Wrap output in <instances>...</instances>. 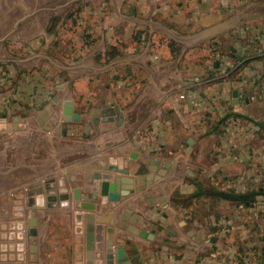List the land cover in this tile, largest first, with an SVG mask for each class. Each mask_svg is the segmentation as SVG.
Instances as JSON below:
<instances>
[{"label":"crops","instance_id":"obj_1","mask_svg":"<svg viewBox=\"0 0 264 264\" xmlns=\"http://www.w3.org/2000/svg\"><path fill=\"white\" fill-rule=\"evenodd\" d=\"M263 45V0H0V264H109V229L131 264H264ZM237 121L254 147L245 130L232 147ZM124 159L130 174L111 173ZM197 183L259 194L190 202Z\"/></svg>","mask_w":264,"mask_h":264},{"label":"water","instance_id":"obj_2","mask_svg":"<svg viewBox=\"0 0 264 264\" xmlns=\"http://www.w3.org/2000/svg\"><path fill=\"white\" fill-rule=\"evenodd\" d=\"M249 18V17H248ZM235 98L238 97V93L235 92L234 93ZM73 106L74 104L72 102H67L65 107V117L64 119L66 121H79L81 118L79 115H76L73 113ZM96 114H100V111H96ZM128 159H124L123 161V165L120 166V168H116V167H112L110 168L111 173H119L121 175H125L128 176L130 174V170H129V164H128ZM97 179H101V177H98ZM105 180H109L110 177L107 176L104 178ZM130 180L128 179H123V178H119L116 179L115 181H113L112 183H109L108 181H105L102 184V192H101V196H102V204L103 205H108L109 203H119L121 202L122 199V194L118 193L117 190L119 189V186H121L122 183H125ZM75 199L80 201L81 199V191L76 190L75 191ZM167 201V199L163 198L161 199L159 202L160 203H165ZM83 208V205H80L79 203H76L75 208L77 209V211H80V208ZM86 209V208H83ZM79 217H81L80 215L77 216V218L79 219ZM98 221L99 223L101 222L100 219H97L96 216L94 214L89 213L87 215V226H88V235L87 239L88 241H92L91 240V232H93V223L95 221ZM30 235H35L37 233V231L35 229H33L31 227L30 231H29ZM141 237L143 238H149V235H147L146 233H142ZM108 247L113 249L110 250L109 255H108V260H109V264H114L115 262L117 264H131L130 258L125 250L124 247L122 246H118L116 245V241H115V231L113 229H109L108 230V243H107ZM88 249H91L92 247V243L88 242Z\"/></svg>","mask_w":264,"mask_h":264},{"label":"rangeland","instance_id":"obj_3","mask_svg":"<svg viewBox=\"0 0 264 264\" xmlns=\"http://www.w3.org/2000/svg\"><path fill=\"white\" fill-rule=\"evenodd\" d=\"M45 1V0H44ZM260 1H262V0H239V2H240V4L241 5H243V6H245V5H247V3H249V4H251V3H254V2H260ZM264 1V0H263ZM47 2V1H46ZM253 13L254 12H257L256 10H253L252 11ZM259 12V11H258ZM66 15H68L69 16V18L71 19V24L72 25H74V23H75V19H74V16H77L78 14L77 13H73V14H71L69 11H67V12H64L61 16H66ZM67 29H71V31H73V28L71 27V25H69L68 26V28ZM78 31L79 30H77V31H75V33L73 34V35H71V37L72 38H76V32L78 33ZM48 34V33H47ZM123 34H119V36H122ZM46 34L44 35V33L43 34H41L39 37L40 38H44V40H46ZM41 40H43V39H41ZM50 43V42H49ZM45 45V44H44ZM44 45L41 47V49H39V51L40 50H44ZM206 47V46H205ZM9 53H10V48H9ZM49 53L47 52V50H44V52H43V55H45V56H47ZM202 55H208L207 53L206 54H202ZM206 56H200L199 57V60H200V58H201V60L202 59H204ZM46 62V61H45ZM27 77V76H26ZM22 78V81H23V83H25V84H35V83H33L34 81H33V79L35 78L33 75H31V76H29V77H27V78ZM34 77V78H33ZM198 79H201L200 77H197ZM35 80L36 81H38V84L40 85V89H41V91H44V90H46L47 89V87H48V85H50V84H52V78H49L48 76H45V78L44 77H41V80H37L36 78H35ZM45 93H46V91H45ZM42 95H43V93H42ZM46 96V99L48 98H50V96L51 95H49V97H47L48 96V94H46L45 95ZM243 123H239L238 121L237 122H235V123H231L230 124V126H229V132H232V137H233V139L231 140L232 141V147L233 148H240V147H243L244 146V144L241 142V140H240V134L241 135H243V131L245 130L246 131V133L249 135V137H251V141L250 140H248V142H247V144H248V146H251V147H254L253 145H255V136L253 135L254 134V130L253 129H251L250 127H248V129L246 130V128H245V126L243 127ZM234 135H236V138H234ZM246 144V145H247ZM48 156H46V155H44L43 153H41V154H39L38 155V160H42L43 158H47ZM6 159V158H5ZM4 159V160H5ZM8 160V159H7ZM261 190V189H260ZM262 190H264V187L262 188ZM61 227V226H60ZM55 228V231L53 232L54 234H53V238L55 237V242H57V243H64V242H66L67 243V236H66V232L65 231H63L62 230V228ZM83 240H84V236L82 235H78V234H75V231H74V239H73V244L74 245H77V246H80L82 243H83ZM67 251V250H66ZM65 257H68L67 256V254L66 255H64Z\"/></svg>","mask_w":264,"mask_h":264},{"label":"trees","instance_id":"obj_4","mask_svg":"<svg viewBox=\"0 0 264 264\" xmlns=\"http://www.w3.org/2000/svg\"><path fill=\"white\" fill-rule=\"evenodd\" d=\"M242 66L236 67L234 70H231L230 76H233L235 74H238L241 70ZM232 116H228L227 119L222 120L217 127H215V130H217L222 124L226 122L229 118ZM236 117H239L236 116ZM197 190L194 194L187 197L188 201L192 200H201V199H212L214 201H235L237 203H240L244 206H250L252 202H254L255 197L259 194L256 192H248L245 194H239L235 191H223L222 189L215 187V186H206L202 183H197L196 185ZM260 194L264 195V190L261 189L259 191Z\"/></svg>","mask_w":264,"mask_h":264},{"label":"bare ground","instance_id":"obj_5","mask_svg":"<svg viewBox=\"0 0 264 264\" xmlns=\"http://www.w3.org/2000/svg\"><path fill=\"white\" fill-rule=\"evenodd\" d=\"M109 212V211H108ZM98 222L97 221H95L92 225H93V232H91V240H94L95 241V244H94V248H96V245H97V242H96V230H97V226H96V224H97ZM103 223V222H102ZM105 223H103V225H104ZM100 230H102V229H100ZM99 233V232H98ZM95 236V237H94ZM101 238H102V236H100V240H101ZM101 243H103L104 244V248H105V238H103V241L101 242ZM91 249H93V245H92V247H91ZM93 255V254H92Z\"/></svg>","mask_w":264,"mask_h":264},{"label":"built area","instance_id":"obj_6","mask_svg":"<svg viewBox=\"0 0 264 264\" xmlns=\"http://www.w3.org/2000/svg\"><path fill=\"white\" fill-rule=\"evenodd\" d=\"M258 54L264 55V45L257 49ZM196 82H199V80L196 79Z\"/></svg>","mask_w":264,"mask_h":264}]
</instances>
